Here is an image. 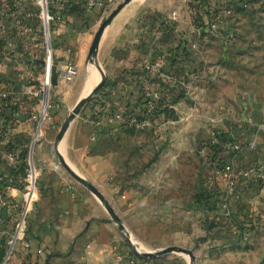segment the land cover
Segmentation results:
<instances>
[{
	"label": "rangeland",
	"instance_id": "1",
	"mask_svg": "<svg viewBox=\"0 0 264 264\" xmlns=\"http://www.w3.org/2000/svg\"><path fill=\"white\" fill-rule=\"evenodd\" d=\"M191 1L196 8L192 21L195 31L179 32L183 33L179 34L180 41L185 43L180 50L179 64L174 69H165L169 77L164 78L161 89H148L154 100L155 97L163 100L164 115L159 113L161 108L155 102L142 107L140 94L144 88L138 80L126 83L127 91L115 97L116 110L106 106L107 95L100 93L104 86L116 83L104 81L97 93L93 92L94 86L79 89L83 62L80 65L74 62L78 75L72 83L59 78L56 84L51 83L45 121L64 110L70 128L78 122L92 123L93 111L99 107L105 113L122 108L125 112L130 110L135 118L147 117V122L136 120L131 127L116 122L122 134L120 138L105 137L86 151L85 161L69 162L66 157L69 143L66 137L61 141L65 147L62 155L65 165L79 179L57 159L54 168L82 193L99 201L105 217L81 227L80 241L75 239L69 248L73 258L57 257L55 264L238 263V256L234 255L240 241L235 237L239 233L235 224L240 222L230 217L228 211L236 200L221 197L223 190L218 178L219 165L223 161L231 162L221 153L227 142H219L217 135L233 140L231 129L242 126L244 113L247 117L254 109L264 107V0ZM19 2L22 0H0V17L13 9L21 11L19 14L29 10L28 26L40 40L42 26L35 0H24L21 5ZM223 11L233 15L229 23L222 17ZM205 13L212 14L207 22L202 18ZM16 22V15L7 20L8 36L15 42L14 51L0 45V90L3 91L15 88L19 75L31 77L32 73L35 77L30 84L38 88L41 85L38 79L42 80L47 67H51V78L54 69L56 73L52 49L48 54L45 49L22 48L24 36L13 28ZM216 27L228 34L215 37L210 31ZM20 57L25 60L23 66L14 62ZM33 60L44 61L46 65L33 63ZM89 61L93 63L92 56ZM175 70L180 73L176 74ZM58 79L67 89L62 97L55 94ZM22 81L26 84L25 80L20 83ZM85 97L89 100L81 109L92 110L87 121L86 115L82 116L84 110L74 112L78 101ZM34 101L38 116L42 106L39 100ZM20 105L27 116L28 106ZM255 120L251 116V122ZM33 132L17 160L8 156L14 152L10 140L0 146V264H4L15 238L16 249L9 264H34L28 258L29 251L25 252L19 242L24 240V233L29 232L33 206L44 194L41 174L36 169L37 164L34 165L41 130L34 127ZM5 133L6 128L0 126V138ZM30 183L35 185L37 197L27 209L25 194ZM24 214L23 235L18 236L16 224ZM259 216L264 218V210ZM134 242L146 251H139ZM163 250L166 252L162 253ZM263 263L264 260L260 264Z\"/></svg>",
	"mask_w": 264,
	"mask_h": 264
},
{
	"label": "crops",
	"instance_id": "2",
	"mask_svg": "<svg viewBox=\"0 0 264 264\" xmlns=\"http://www.w3.org/2000/svg\"><path fill=\"white\" fill-rule=\"evenodd\" d=\"M65 1L67 10L63 15V21L55 24L52 30V57L56 71L69 61L77 65L83 62L84 72L79 89L85 90L91 86L95 88L102 78L106 82L116 83L106 85L100 91L107 95L106 106L115 108L114 110L118 106L115 97L127 91L126 83L132 84L138 80L148 92L150 89L155 91L161 89L164 78L169 77L165 69L168 70L170 67L174 69L180 61V50L185 43L180 41L179 34L195 31L192 21L196 15V8L191 0H131L106 26L91 63L88 51L94 34L115 6L105 7V0ZM88 1L95 5L88 8L86 6ZM114 1L118 5L123 0ZM226 12L223 11L222 17L229 23L233 15L228 12L226 15ZM210 16L212 14L205 13L202 18L207 22ZM15 26L19 28L18 23H15ZM216 28L210 31L215 37L223 33L226 35L227 32H220L219 27ZM38 40L33 42L28 37L23 40L21 46L43 50L37 45L40 43ZM14 62L17 66H23L25 60L20 57ZM95 71L99 74L97 81L93 79ZM175 71L176 74L180 73ZM173 74L172 71V79ZM16 78L15 88L12 87L8 91L1 89L0 97L4 93L13 95L18 107H21L20 103H26L29 110L27 114H36L37 102L30 96L32 80L30 77L20 75ZM21 80H25L26 84L23 81L20 83ZM66 91L59 81L55 89L56 96H65ZM81 110H84L82 116L86 115L87 121L92 110L87 107ZM20 113L22 119L18 123L10 124L9 119L5 120L6 133L0 138V146L8 140L13 143L14 152L7 154L13 160L19 158V151L23 149L25 142L32 138L36 124V120L25 115L23 108ZM243 116L245 117L242 119L244 122L242 126H234L231 129L234 135L231 140L235 141L236 150L223 147L221 153L242 172L236 183L239 196L231 197L236 201L233 200L234 203L228 207L230 217L237 218L240 223L241 221L258 223L257 228L238 240L240 242L235 246L237 253L234 252V256H238L236 264H260L264 260V218L259 216L264 210V107L254 109L247 117L245 113ZM251 116L256 119L254 122H251ZM67 118L68 114L64 110H59L48 118L36 144L34 165L37 164L36 169L41 174L40 185L43 186L44 194L34 204L30 215L28 234L31 238V250L28 258H33L34 264H43L45 260L46 264H55L56 258L61 256H67L66 259L71 260L73 253L69 252V248L75 239L77 242L80 241L78 236L82 232L81 227L96 223L97 219L105 217L104 208L99 201L87 193H82L80 188L64 179L56 171L53 163L55 159L60 163L64 162L62 155L65 154V150L63 151L65 147L61 141L65 137L69 143L67 160L77 163L84 160L90 147L98 145L105 137L116 140L122 134L116 122L108 124L78 122L70 128ZM251 142L255 144L254 149L248 147Z\"/></svg>",
	"mask_w": 264,
	"mask_h": 264
},
{
	"label": "built area",
	"instance_id": "3",
	"mask_svg": "<svg viewBox=\"0 0 264 264\" xmlns=\"http://www.w3.org/2000/svg\"><path fill=\"white\" fill-rule=\"evenodd\" d=\"M24 2V0H22ZM22 2L19 4L21 5ZM241 2V1H240ZM242 3V2H241ZM35 4L38 8V16L40 18V23L42 26V37L40 40H38L40 43H37V45H40L43 49L47 51L49 54L52 49L53 39H52V29L51 27H54V24H60L63 21V15L67 10V3L65 0H35ZM95 4L92 2H87L86 6L88 8L93 7ZM114 5V0H105L104 6L110 7ZM27 12L23 14H19V10L13 9L9 14L10 18L13 19V16L16 15L17 22L19 28H17L15 25L14 28L17 30H20L21 34L24 36L23 40L26 38H30L33 42H35L36 33H31V27L28 26V19L31 15V12L29 13V10H26ZM6 14L5 16H7ZM227 15V12H226ZM4 16V17H5ZM3 17H0V20ZM22 19H25L24 21ZM6 29V34H5ZM7 26L0 23V45H4L3 47L8 48L11 52L14 51L15 42L8 36L7 32ZM15 31V29H14ZM28 33V35H27ZM6 35V36H5ZM10 39V41H9ZM37 42V41H36ZM46 65V64H45ZM57 77L61 80H63L65 83H72L77 75L78 70L77 66L73 61H69L64 64L63 68H61L59 71H56ZM30 79L34 80V77L32 73ZM40 82V86L38 88H32L31 90V96L32 98L39 100L42 106V111L37 116L35 113H29L27 114L30 118H33L36 120V130H41L44 125L45 118L47 117V111L49 106V91H50V85H51V67H47L44 76H42V80L38 79ZM142 94L145 97L151 98L154 102H159L161 100L160 97H154L151 95L150 92L146 91L145 89L142 91ZM0 109L6 111V114H8V118L0 117V126L1 128H5V120L9 119L10 124L18 123L20 120V109L16 104L15 97L13 95H7V93H4L3 96L0 97ZM150 112V110H148ZM93 124H99L105 120L109 122H119L123 123L127 126H132L136 123V118L131 117L130 119H127L125 116V110L120 108L118 111H115L113 113H105L102 107H99L93 111ZM144 122H147V117H143ZM141 121V120H140ZM212 143H214L212 141ZM229 146L228 148L231 150H236V146L233 141L229 140L227 143H225V146ZM249 148L254 149L255 144L253 142L248 144ZM222 162V161H221ZM220 169L218 171V178L219 181H221L224 185V192L221 195L225 198L228 197H234L238 198L239 192L237 191V180L242 175V172L240 169H237L232 163L224 162L219 165ZM32 172V171H31ZM33 175V172H32ZM37 197V194L35 193V185L30 183V185L27 188V192L25 194V206L26 208H30L34 198ZM3 205H5V202H1ZM24 223H25V214L21 216L19 221L16 224V228L19 229L18 236L23 235L22 231L24 229ZM24 240L19 241L20 246L22 249H24L25 252L29 251L31 249L30 243L25 239V233H24ZM16 238L13 240L12 244L9 246L8 251L6 253L5 262L4 264H9L11 255L13 254V250H15V243Z\"/></svg>",
	"mask_w": 264,
	"mask_h": 264
},
{
	"label": "water",
	"instance_id": "4",
	"mask_svg": "<svg viewBox=\"0 0 264 264\" xmlns=\"http://www.w3.org/2000/svg\"><path fill=\"white\" fill-rule=\"evenodd\" d=\"M131 0H123L120 4H118L115 9L108 15V17L102 22V24L100 25V27L98 28V30L95 32L94 37L92 39L91 45L89 47V51H88V59L91 60V56H93V54L96 51L98 42L101 38L102 33L104 32L106 26L112 21V19L122 10V8L129 3ZM33 63H39L41 65H45L44 61H37V60H33ZM54 76L51 78V83L52 84H56V79H57V75L55 73V69H54ZM104 82V78L101 79V81L98 83V85L94 88V93H97L100 88L102 87ZM88 98H82L78 101L77 105L75 106L74 112H78L81 108L84 107V105L88 102ZM61 165L75 178L79 179L68 167L67 165H65V163L63 161H61ZM166 250H163L162 253H165ZM144 255H150L149 253H145Z\"/></svg>",
	"mask_w": 264,
	"mask_h": 264
},
{
	"label": "trees",
	"instance_id": "5",
	"mask_svg": "<svg viewBox=\"0 0 264 264\" xmlns=\"http://www.w3.org/2000/svg\"><path fill=\"white\" fill-rule=\"evenodd\" d=\"M10 19V14H8L7 16H5V17H3L1 20H0V23L1 24H5L6 26H7V20H9ZM23 21L25 20V19H22ZM8 27V26H7ZM12 28V27H11ZM14 28V27H13ZM14 30V29H13ZM1 44V43H0ZM140 99H141V105H142V107H143V105L146 103H149L150 101H152V102H154L151 98H148V97H145L143 94H142V91H141V94H140ZM155 103H157V104H159V108H161V106H163L162 104H163V100H160L159 102H155ZM165 112H166V110L165 109H162L161 108V110L159 111V113L160 114H165ZM133 114H132V112L129 110H126V112H125V116H126V118L127 119H130L131 117H133L132 116ZM0 117H3V118H8V114H6V111H4V110H2V109H0ZM150 117V118H149ZM148 117V119L150 120V119H152V115L151 116H149ZM137 120H141L142 118L141 117H137L136 118ZM142 120H144V119H142ZM4 129H1V131H3ZM217 138H218V140H219V142H223V143H225V142H227V139L226 138H223L222 137V135H217ZM218 150H220V147H218L217 148V151ZM221 163V162H220ZM242 176V175H241ZM240 176V177H241ZM220 183H221V188H222V192H221V194L220 195H222L223 194V192H224V185H223V183L220 181ZM238 224H240V223H236L235 224V228L238 230V235H237V240H241L242 238H244L245 236H246V234H248L252 229H255V228H257L258 227V223L257 222H252V221H241V224L240 225H238ZM25 239L30 243V246H31V238H30V236H29V234L27 233V234H25ZM31 250V249H30ZM32 257V253L30 254V258ZM33 259V258H32ZM264 264V263H263Z\"/></svg>",
	"mask_w": 264,
	"mask_h": 264
},
{
	"label": "bare ground",
	"instance_id": "6",
	"mask_svg": "<svg viewBox=\"0 0 264 264\" xmlns=\"http://www.w3.org/2000/svg\"><path fill=\"white\" fill-rule=\"evenodd\" d=\"M99 78V74L95 71L94 75H93V79L94 81H97ZM93 81V80H92ZM137 245V248L139 251H146L144 247H142L141 245H139L138 243L134 242Z\"/></svg>",
	"mask_w": 264,
	"mask_h": 264
}]
</instances>
